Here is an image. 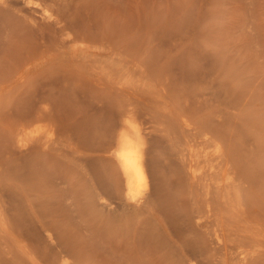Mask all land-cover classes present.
<instances>
[{
  "label": "rangeland",
  "instance_id": "rangeland-1",
  "mask_svg": "<svg viewBox=\"0 0 264 264\" xmlns=\"http://www.w3.org/2000/svg\"><path fill=\"white\" fill-rule=\"evenodd\" d=\"M1 74L0 264H264V0H0Z\"/></svg>",
  "mask_w": 264,
  "mask_h": 264
},
{
  "label": "bare ground",
  "instance_id": "bare-ground-1",
  "mask_svg": "<svg viewBox=\"0 0 264 264\" xmlns=\"http://www.w3.org/2000/svg\"><path fill=\"white\" fill-rule=\"evenodd\" d=\"M9 71L11 72V70H8L7 72L2 71V73L8 74ZM11 73H13V72H11ZM7 76H8L7 78H9L10 76H12V74L10 76L8 74ZM0 77L1 78L4 77L2 79H7L5 77V74H1ZM9 94H7V95L9 96ZM11 94H13V92ZM46 110L47 109H45V107H44V108H41L40 110L37 111L38 119L42 118L45 115V112H47ZM22 117L25 118V114ZM22 120H24V119H22ZM22 120L19 121L20 124H19V122H18V124L15 123L16 126L17 125L18 126L16 128V126L14 125L13 130H15V128H16V131H14L12 134H10L12 136H15V139L12 141H14L13 143L14 144L16 143L17 146H19V147H22L25 145L26 137L31 134V132H28L26 130V123H25L26 121L22 122ZM41 130L42 129L34 130L32 132V134L33 133L34 134H37V133L40 134ZM12 138H14V137H12ZM10 141H11V139H10ZM144 145H145V141H144L142 132H141L140 128L138 127V125L134 124V126L131 130L127 129L125 127L120 130L119 135H118V146H117V150H116V155L119 159V162H120V165L122 168L126 188L129 190L130 193H133L135 191L136 187L138 186V184L141 181L142 176L144 175V163H143V159H142L143 151H144ZM40 161L41 160H38V162H40ZM40 168L41 167H39V165H38V168H36V169L37 170L39 169L41 171ZM37 170H36V172L39 175V173H41L42 171L39 172V170L38 171ZM192 171H193V175L197 174L196 170H192ZM36 172H34V173L37 174ZM89 204L91 205L92 203H89Z\"/></svg>",
  "mask_w": 264,
  "mask_h": 264
}]
</instances>
